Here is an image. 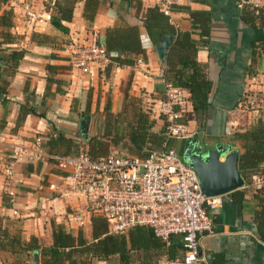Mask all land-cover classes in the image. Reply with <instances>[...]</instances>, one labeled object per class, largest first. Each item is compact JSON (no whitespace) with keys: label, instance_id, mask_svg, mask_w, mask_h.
<instances>
[{"label":"crops","instance_id":"0c3cea01","mask_svg":"<svg viewBox=\"0 0 264 264\" xmlns=\"http://www.w3.org/2000/svg\"><path fill=\"white\" fill-rule=\"evenodd\" d=\"M48 1L50 0H8L2 5L1 11L8 8L13 11L11 33L15 41L0 45V49L7 52L18 49L26 52L15 72L6 78V92L1 94L0 121H5V127L0 130V219L9 232L20 231L25 241L35 237L45 247L51 245L52 230L56 227H62L73 234L81 229L89 240L91 219L94 216L86 215L81 227L70 223L67 214L71 208H79L81 205L74 199L60 198V193L66 191L62 174L45 158L33 164L19 161L13 163V152L21 150L23 156L29 155L35 138L42 137L43 146L51 130L63 132L70 138L80 136L79 121L87 115L86 112L91 117L89 138H101L105 128V108L108 107L113 115L120 113L126 93L145 111L147 106L151 109L152 102L164 97L161 74L163 67L137 19L136 11L132 9L121 12L127 23L140 27L141 43L145 49L143 66L113 67L107 74L106 67L101 71L91 70L90 73L68 68L55 75L56 79L67 82L68 87L62 86L64 94L52 96L54 86L46 90V65L67 66L68 63L49 62L48 56L56 53L68 58L69 45L87 37L90 32L97 33L102 41L103 31L118 21L119 0H109L110 6L103 3L91 25L82 18L83 1L78 2L72 20L63 23L68 28L67 34L54 29L50 22L33 31L67 42L66 45L53 49L30 41L32 32L26 30L22 22L23 3L29 2L36 10L47 12L45 3ZM140 1L143 8L156 6L154 0ZM210 2L211 6L192 0L176 2V5L189 7L191 10L211 11L210 41L196 53L197 61L206 66L207 76L212 82L210 107L203 130L198 128L195 121H188L186 127L197 135V140L205 138L212 145H232L240 155L242 150L238 148L234 134L248 130L259 120L264 122V51L259 50L252 57V44L264 42V29H254L241 22L238 0ZM170 20L178 30L191 29L189 14L184 11L173 12ZM193 38L198 39L199 36L195 33ZM3 66L4 63L0 67ZM26 103L45 116L41 118L28 115L16 129L20 106ZM185 110L187 113L192 111L189 102ZM149 114L155 120L153 131L160 133L164 121L150 112ZM183 144L184 141L175 140L174 149L179 151ZM111 152L132 155L120 147H112L109 153ZM10 167L12 175L8 176L6 171ZM243 191L244 201L240 205L232 200V194L227 195L231 201L224 202L210 215L212 234L201 238L202 250L215 256V264H264V240L257 236L253 219L258 204L253 197L254 192L243 188L235 192ZM44 213L49 216L45 218ZM165 262L162 260L160 264ZM0 264L17 263L11 254L0 251ZM92 264H119V261L115 257L109 263L94 260Z\"/></svg>","mask_w":264,"mask_h":264},{"label":"trees","instance_id":"16d2710c","mask_svg":"<svg viewBox=\"0 0 264 264\" xmlns=\"http://www.w3.org/2000/svg\"><path fill=\"white\" fill-rule=\"evenodd\" d=\"M7 1L0 0V45L11 44L15 41L11 33L13 11L11 8L1 11V6ZM80 1H83L82 18L89 25L93 23L103 3H107V6L111 5L109 0H50L45 3V8L50 14L51 26L67 34L68 28L63 23L72 20L75 5ZM192 2L211 6L210 0H192ZM238 3L241 22L254 29H264V7L256 11L242 3L241 0H238ZM130 9L136 11L137 19L141 22L153 46L158 44L163 36H174V41L165 56L162 68L163 77L166 82L185 91L187 100L192 106V111L184 115L182 122L187 124L188 121H195L198 128L203 130L210 107L212 82L207 76L206 66L197 61L196 53L200 47L208 45L210 41L211 11H196L189 7L172 6L173 12L184 11L189 14L191 29L181 31L158 7L143 8L140 0H119L118 21L103 31L102 41L99 39V44L104 47L110 59L105 74L113 67L133 66L137 57L143 58L145 55L140 38V27L127 23L121 12ZM195 33L199 36L198 39L193 38ZM30 41L51 49L67 44L49 35L35 32L31 33ZM252 46H254L252 57H255L259 50L264 51V42L254 43ZM25 54L26 52L20 49L9 52L0 49V60L4 63V66L0 67V94H5L6 78L11 77L15 72ZM47 60L68 63V58L56 53H51ZM68 68L70 69L69 64L64 66L48 63L46 65L48 73L46 90L54 86L55 92L51 93L52 96L64 94L62 86L67 88L68 83L56 79L55 75ZM73 102L75 105L76 100ZM28 115L41 118L45 116L35 107L28 106L27 103L22 104L15 123L16 129L23 124ZM151 118V115L126 93L120 113L113 115L108 107L105 108V128L101 138L91 137L84 141L80 136L70 138L66 137L63 132L51 130L42 147L47 154L70 155L84 152L92 159L106 157L112 147L124 148L133 156L141 158L162 150L165 143L168 148H175V140L166 139L164 127L160 133L153 131L155 120ZM4 127L5 121L2 120L0 130ZM234 138L238 148L242 150L239 155L238 169L243 179L247 181L252 175L264 172V165L260 167L264 164V122L259 120L248 130L235 133ZM231 194L234 202L242 204L244 191ZM253 197L258 204L253 215L256 233L261 240H264V191L254 193ZM0 251L11 254L17 264H35L33 262L35 252L38 253L37 264H92L94 260L109 263L115 257L118 258L119 264H132L133 262L160 264L162 260L180 258L184 254L182 238L179 235H171L166 242L147 227H137L126 234H112L108 230L107 222L99 216L91 219L89 240L81 229L73 234L62 227H56L52 230V243L47 247L42 246L35 237H31L28 241L23 240L20 231L9 232L0 219ZM204 253L209 264H215V256Z\"/></svg>","mask_w":264,"mask_h":264},{"label":"built area","instance_id":"2783aa9c","mask_svg":"<svg viewBox=\"0 0 264 264\" xmlns=\"http://www.w3.org/2000/svg\"><path fill=\"white\" fill-rule=\"evenodd\" d=\"M154 1L164 15L172 16V6L177 0ZM242 3L256 11L264 7V0ZM22 9L23 26L30 32L50 22L48 12L36 10L29 2L23 3ZM109 63V56L95 32L69 45L68 64L73 70L101 71ZM143 63L139 56L134 66L141 67ZM161 74L164 97L152 102L151 109L149 106L145 109L164 121L167 140H189L195 135L182 122L187 113L186 92L166 82L163 72ZM41 158L52 163L63 176L66 191L60 193V198L74 199L81 205L71 208L67 214L70 223L81 227L86 215H91L102 217L112 234H126L134 228L147 227L166 242L171 235H179L184 254L165 264H209L201 248V238L213 232L211 213L231 200L228 194L214 197L203 194L196 173L183 162L179 151L168 148L165 143L162 150L144 158L111 152L104 158L92 159L84 152L47 154L42 138L36 137L29 155L23 156L21 150H15L11 156L13 163L27 164ZM11 167L6 171L8 176L12 175ZM243 189L254 193L264 191V172L252 175ZM48 216L44 213L45 218Z\"/></svg>","mask_w":264,"mask_h":264},{"label":"water","instance_id":"95a60500","mask_svg":"<svg viewBox=\"0 0 264 264\" xmlns=\"http://www.w3.org/2000/svg\"><path fill=\"white\" fill-rule=\"evenodd\" d=\"M245 2L246 0H241ZM174 41V36H163L154 51L158 56L161 66H164L165 56L169 46ZM3 65L0 60V66ZM0 94V103L2 100ZM91 117L86 115L79 121V134L84 141L89 139V125ZM180 155L196 173L203 194L208 197L231 194L243 188L245 180L238 169L239 152L232 145L214 144L207 139L197 140L192 137L184 141L180 148ZM33 262L38 263V253H33Z\"/></svg>","mask_w":264,"mask_h":264},{"label":"rangeland","instance_id":"374dc122","mask_svg":"<svg viewBox=\"0 0 264 264\" xmlns=\"http://www.w3.org/2000/svg\"><path fill=\"white\" fill-rule=\"evenodd\" d=\"M82 150H85V149H82Z\"/></svg>","mask_w":264,"mask_h":264}]
</instances>
